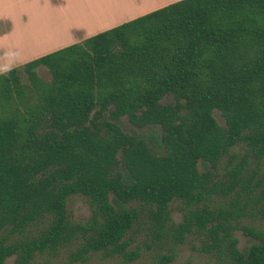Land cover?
Listing matches in <instances>:
<instances>
[{"label": "trees", "instance_id": "trees-1", "mask_svg": "<svg viewBox=\"0 0 264 264\" xmlns=\"http://www.w3.org/2000/svg\"><path fill=\"white\" fill-rule=\"evenodd\" d=\"M123 116L158 129L156 144ZM250 159L264 160V0H177L13 66L0 73V264L74 242L131 261L139 228L175 242L200 231L232 264H264V232L243 227L257 242L242 252L230 223Z\"/></svg>", "mask_w": 264, "mask_h": 264}, {"label": "rangeland", "instance_id": "rangeland-1", "mask_svg": "<svg viewBox=\"0 0 264 264\" xmlns=\"http://www.w3.org/2000/svg\"><path fill=\"white\" fill-rule=\"evenodd\" d=\"M26 3V11L31 15H23L21 12H12L15 14V21L11 28L9 39L3 41L0 37V46H4L9 53L14 51V54L19 55L22 53H30L32 50H37L38 42L49 34L36 33L41 26L46 32L45 23L47 16L45 13H40L43 10V6L38 0L20 1L15 5V9L20 11L22 4ZM12 9V8H11ZM21 20L24 22H21ZM57 21V19L55 20ZM45 22V23H44ZM11 27L9 21L0 20V32L7 30ZM20 65V64H19ZM17 66V65H16ZM38 74L45 80L50 79V74L44 66L38 67ZM22 80H26L25 74L22 73ZM214 116L220 124H223V119L218 111L214 112ZM122 128L130 133H136L146 138L150 143H155V136L158 137L159 130L155 127L145 126L138 128L131 124L127 117L123 116L120 122ZM241 153L238 154V157ZM234 163V162H232ZM231 163V165H232ZM250 178V183H247L245 188L240 189L242 197L236 198L239 205H243L244 213L230 221L233 226V235L237 239V247L240 251L250 247L257 242L255 237L249 236L244 233L243 227H251L254 230L264 232V191L263 185L256 184L260 180L264 173V160L259 164L255 161L249 160L246 166ZM199 169H203L199 164ZM235 196L234 192L228 194L229 198ZM235 199V198H234ZM216 198L213 201H208L207 206L214 205ZM184 203L180 200H174L170 204L171 219L177 224L182 221L183 214L185 212ZM68 211L70 217L75 222H84L90 215L91 210L87 200L81 195H72L67 202ZM130 237V245L128 249L138 250L139 256L131 261H126L122 256L105 257L100 252H93L79 256L76 252V248L79 246L76 242L66 246L59 247L56 251H44L37 253L33 260V264H162V259L165 256H170L171 259L165 264H232L229 259L215 250H209L204 247L207 241L204 233L200 231H194L187 233L182 242H175L169 238L152 239L147 230L141 228L130 232L126 235V238ZM15 256L8 257L6 264H13Z\"/></svg>", "mask_w": 264, "mask_h": 264}, {"label": "crops", "instance_id": "crops-1", "mask_svg": "<svg viewBox=\"0 0 264 264\" xmlns=\"http://www.w3.org/2000/svg\"><path fill=\"white\" fill-rule=\"evenodd\" d=\"M21 0H0V20L9 21L11 27L0 32L3 41L9 39L15 14L12 12H21L23 15L30 16L26 11L24 2L23 10H16L15 5ZM28 1V0H22ZM43 6L40 13H45L47 20L44 26L48 29L46 32L41 26L36 32L40 34H49L38 42L37 50H32L26 55L14 51L9 53L4 46H0V68L22 64L28 60L40 55L56 50L63 46L80 42L88 36L106 30L125 21L131 20L145 13L177 0H38ZM12 8V9H11ZM57 19V21H55ZM21 22H23L21 20ZM24 23V22H23Z\"/></svg>", "mask_w": 264, "mask_h": 264}, {"label": "clouds", "instance_id": "clouds-1", "mask_svg": "<svg viewBox=\"0 0 264 264\" xmlns=\"http://www.w3.org/2000/svg\"><path fill=\"white\" fill-rule=\"evenodd\" d=\"M8 71H10V68H8V67L0 68V73L6 74Z\"/></svg>", "mask_w": 264, "mask_h": 264}]
</instances>
